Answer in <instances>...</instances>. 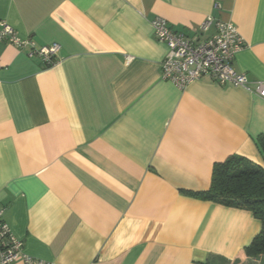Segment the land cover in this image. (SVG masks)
<instances>
[{"label": "crops", "instance_id": "0c3cea01", "mask_svg": "<svg viewBox=\"0 0 264 264\" xmlns=\"http://www.w3.org/2000/svg\"><path fill=\"white\" fill-rule=\"evenodd\" d=\"M155 17L187 35L207 17L231 21L244 41L232 66L248 88L163 79ZM0 20L37 48L60 46L49 65L0 42V210L24 253L50 264H264L242 252L259 218L186 194L206 190L231 154L264 168L254 91L264 0H0Z\"/></svg>", "mask_w": 264, "mask_h": 264}, {"label": "built area", "instance_id": "2783aa9c", "mask_svg": "<svg viewBox=\"0 0 264 264\" xmlns=\"http://www.w3.org/2000/svg\"><path fill=\"white\" fill-rule=\"evenodd\" d=\"M219 4L214 3V8ZM157 39L164 42L167 52L160 68L161 77L179 88L202 76H208L219 84H232L248 88L249 81L243 72L232 66L234 53L243 46V39L231 21L207 17L193 34L172 30L167 22L155 17L150 22ZM213 24L215 33L203 37V33ZM0 42H6L18 49L29 46L28 55H37L47 64H52L60 49L59 44L51 43L39 48L28 38H20L7 22L0 20ZM254 91L264 97V82L258 81ZM0 210V264H50L42 259L33 258L23 251V241L17 238L9 224L2 218Z\"/></svg>", "mask_w": 264, "mask_h": 264}, {"label": "trees", "instance_id": "16d2710c", "mask_svg": "<svg viewBox=\"0 0 264 264\" xmlns=\"http://www.w3.org/2000/svg\"><path fill=\"white\" fill-rule=\"evenodd\" d=\"M264 155V136L256 137ZM186 194L221 204L250 210L261 221L259 232L242 252L248 258L264 256V168L239 154H231L212 168L206 190L186 191ZM202 264H229L225 259H206Z\"/></svg>", "mask_w": 264, "mask_h": 264}]
</instances>
